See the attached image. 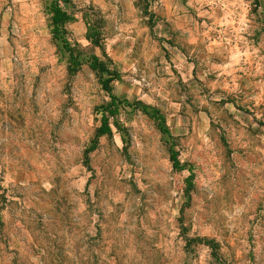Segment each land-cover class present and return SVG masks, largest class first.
<instances>
[{"label": "rangeland", "instance_id": "374dc122", "mask_svg": "<svg viewBox=\"0 0 264 264\" xmlns=\"http://www.w3.org/2000/svg\"><path fill=\"white\" fill-rule=\"evenodd\" d=\"M11 4L0 264H264V0L88 6L93 40L130 43L120 74L89 45L73 63L48 29L19 33Z\"/></svg>", "mask_w": 264, "mask_h": 264}, {"label": "crops", "instance_id": "0c3cea01", "mask_svg": "<svg viewBox=\"0 0 264 264\" xmlns=\"http://www.w3.org/2000/svg\"><path fill=\"white\" fill-rule=\"evenodd\" d=\"M100 1L103 2L104 0H12L11 8L13 12L21 13L20 19L25 22L21 25L14 24V26L20 30L19 33L29 29L37 30L41 28V34H45V30L48 29L46 32L51 35V15L54 8H56L62 16L59 29L69 45L79 48V51L89 45L94 51L102 52L118 74L131 71L135 59L128 56V48H130L128 41H120L117 38L115 40L110 36H106L96 44L88 35L91 24V19L87 14L89 11L88 6L93 7L95 3ZM126 1L130 5L132 4V0ZM114 7L117 10V4ZM96 54L93 55L96 57Z\"/></svg>", "mask_w": 264, "mask_h": 264}, {"label": "trees", "instance_id": "16d2710c", "mask_svg": "<svg viewBox=\"0 0 264 264\" xmlns=\"http://www.w3.org/2000/svg\"><path fill=\"white\" fill-rule=\"evenodd\" d=\"M61 19H62L61 14L58 12V10L56 8H54V12L51 15V25H52V27L50 28V33H51L52 38L58 40L61 43L62 48L65 49L68 52V56L70 58V62L74 63V58L76 59V56L72 55V52L70 51L71 47L69 46L68 42L66 41V39L62 35L61 30L59 29V23H60ZM92 39H94V38H92ZM93 42L98 44L97 40H93ZM106 90H107L108 96H109L108 105L116 106V104L119 103L120 101H122V103H124V104H128L129 105V103L126 100H118L110 92L109 88H107ZM131 104H133V105L137 104L139 106L140 110H142L144 113H149V111H152V112L156 111V110H148L149 107L147 105L142 104L139 101L136 102V100H135V102L132 101ZM105 129H108V127L106 125L105 118H102V122H101V125H100L98 131L102 132ZM214 249H215V247H214Z\"/></svg>", "mask_w": 264, "mask_h": 264}]
</instances>
